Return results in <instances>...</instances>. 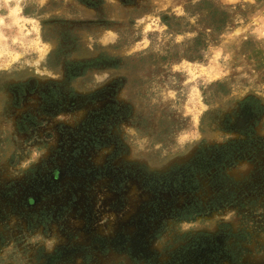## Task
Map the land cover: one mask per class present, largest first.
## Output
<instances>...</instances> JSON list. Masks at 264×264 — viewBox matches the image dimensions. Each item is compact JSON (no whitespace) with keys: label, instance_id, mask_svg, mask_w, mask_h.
Segmentation results:
<instances>
[{"label":"rangeland","instance_id":"374dc122","mask_svg":"<svg viewBox=\"0 0 264 264\" xmlns=\"http://www.w3.org/2000/svg\"><path fill=\"white\" fill-rule=\"evenodd\" d=\"M0 264H264V0H0Z\"/></svg>","mask_w":264,"mask_h":264},{"label":"trees","instance_id":"16d2710c","mask_svg":"<svg viewBox=\"0 0 264 264\" xmlns=\"http://www.w3.org/2000/svg\"><path fill=\"white\" fill-rule=\"evenodd\" d=\"M237 142L228 144H215L204 148L202 152L190 163L175 168L170 173L159 174L153 181L160 189L165 190L170 186L179 189L181 194H185L186 200L181 208H176L172 212L176 217L182 219L193 218L205 212L206 208L218 207V200L215 197L205 205L196 196L201 188L202 177H207L212 185H215L221 178H228L224 169L236 164L243 154L235 151L234 146ZM151 182V181H150ZM222 201V200H220Z\"/></svg>","mask_w":264,"mask_h":264}]
</instances>
